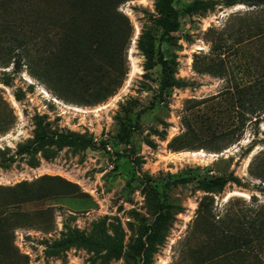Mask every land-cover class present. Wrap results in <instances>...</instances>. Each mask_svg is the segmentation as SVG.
I'll use <instances>...</instances> for the list:
<instances>
[{
  "label": "rangeland",
  "instance_id": "1",
  "mask_svg": "<svg viewBox=\"0 0 264 264\" xmlns=\"http://www.w3.org/2000/svg\"><path fill=\"white\" fill-rule=\"evenodd\" d=\"M194 1L174 0L180 11ZM207 1L216 6L182 15L179 31L166 39L157 23L161 17L157 0L121 3L117 41L125 46L115 54L116 72L107 73L109 69L98 59L101 53L81 48L89 58L80 81L71 87L42 74L40 59L54 48L53 43L38 44L40 50L34 46L29 64L24 60L20 66L3 64L0 49V264H139L135 248L156 217V191L164 192L174 207L149 264H194L193 258L202 255L197 229L203 224L195 226V222L205 197L213 201V214L220 216L229 207L264 206V182L249 171L250 163L264 149V115L258 123H248L240 141L220 150L213 102L209 101L231 88L235 79L248 81L249 67L262 72L260 52L254 63L247 59L245 46L231 57L226 54L225 77L202 72L214 57V33L244 27L264 5ZM69 2L0 0V31L14 37L38 31L41 13L49 7L53 15L72 13L76 6ZM81 23L90 22L84 18ZM8 42L4 39L0 45L6 48ZM150 44L152 62L162 53L175 80L183 84L162 96L161 65H151L145 52ZM115 78L116 92L101 100L106 93L98 86L100 80V85L110 84ZM206 117L215 133L200 125ZM38 118L51 131L79 134L93 140L97 148H48L5 166L20 145L34 138ZM123 122L133 130L130 146L118 139ZM230 174L240 183H228L213 192L196 180L171 188L163 185L176 178ZM73 233L92 238L120 236L125 254L120 260L105 261V252L64 246L62 242ZM228 262L232 259L216 264Z\"/></svg>",
  "mask_w": 264,
  "mask_h": 264
},
{
  "label": "trees",
  "instance_id": "2",
  "mask_svg": "<svg viewBox=\"0 0 264 264\" xmlns=\"http://www.w3.org/2000/svg\"><path fill=\"white\" fill-rule=\"evenodd\" d=\"M69 1L70 4L76 6L72 13L69 12L63 16L53 15L52 7L41 13L42 16L37 19L38 23H36L39 27L38 31L24 33L22 37H14L10 33L0 31V44L4 39L9 41V46L6 48L0 45V49L2 48L4 53L2 63L13 62L15 66H20V62L25 60L29 64L35 50L34 46L39 49L38 44L42 45L48 41L54 44V48L40 59L42 74L67 85V87L78 84L81 79L82 66H86L84 63L89 58V53L85 54L81 48L95 50L94 52L99 55L101 53L98 59L104 68L109 69L107 73L109 71L116 72L115 54L120 49L123 50L125 46V42L117 41V28L120 24L117 10L121 3L128 0ZM228 1L229 6L238 3L236 0ZM243 1L251 2L252 6L259 8L264 5V0ZM215 6L216 2L214 1L196 0L184 6L180 11L175 7L174 0H157L156 7L161 15L157 23L162 30L163 39L179 31L182 15L196 14L200 11L213 9ZM67 10L69 9L67 8ZM84 18L85 21L89 19L90 23H81ZM1 25L7 27L4 23ZM243 25L244 27L238 29L216 32V35L214 33V38L211 40L214 57L211 59L212 63L202 70V72L215 76L225 77L227 75L224 59L227 57L226 54H231V57L237 54L242 46L247 48L246 56L250 63L256 61L259 56L258 52H260L258 61L263 64L262 72H256L252 67H249L250 78L248 81L235 79L234 83H231V88L209 100L213 102L214 120H216V127L219 129L217 137L222 145L220 150L240 141L248 123H258L264 115V8H261L255 17L245 21ZM259 45L263 47L260 51ZM145 52L151 65L155 63L161 65L159 84L161 96L168 89L183 85L182 82L175 80L169 60L162 53L155 62H152L155 57L153 44H150V48H147ZM100 83L98 85L100 90L102 89L106 93L101 100L116 92L117 78L110 84L100 85ZM207 120V117L202 118L200 125H207L206 131L215 133V130L207 124ZM187 126L191 127L189 124ZM132 131L131 124L125 122L121 124L118 139L123 145H131ZM252 147L248 149V152L252 150ZM48 148L87 150L96 149L97 145L93 140L76 133L51 131L44 120L38 118L34 138L27 144L20 145L15 156H12L10 161L4 165H12ZM249 171L251 176L264 182V149L250 163ZM195 180L208 192L221 190L228 183H240L238 178L230 174L215 178H176L163 185L165 188H171ZM156 189L153 186V190L156 191ZM159 193L156 191V217L143 231V236L146 238H141L135 248L134 258L138 259L139 264H149L156 245L162 242L172 219L170 211L174 206L165 200L164 192ZM229 202L233 205L231 201ZM212 205L213 201L205 197L199 209L195 226L203 224L201 228L197 229L198 237H200L198 251L200 250L202 255L193 258V263L216 264L232 259V262L227 264H264V206L250 205L239 209L229 207L226 213L220 216L213 214ZM62 244L66 247H84L96 254L105 252V261L120 260L125 254L123 240L120 236L92 238L84 234L73 233Z\"/></svg>",
  "mask_w": 264,
  "mask_h": 264
},
{
  "label": "bare ground",
  "instance_id": "3",
  "mask_svg": "<svg viewBox=\"0 0 264 264\" xmlns=\"http://www.w3.org/2000/svg\"><path fill=\"white\" fill-rule=\"evenodd\" d=\"M202 156V154H200ZM196 156V155H195ZM198 156V155H197Z\"/></svg>",
  "mask_w": 264,
  "mask_h": 264
}]
</instances>
